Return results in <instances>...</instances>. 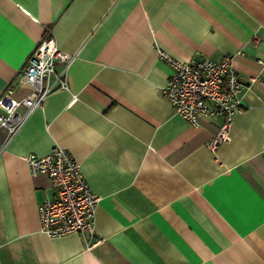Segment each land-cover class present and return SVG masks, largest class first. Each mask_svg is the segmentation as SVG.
Wrapping results in <instances>:
<instances>
[{"label":"crops","instance_id":"1","mask_svg":"<svg viewBox=\"0 0 264 264\" xmlns=\"http://www.w3.org/2000/svg\"><path fill=\"white\" fill-rule=\"evenodd\" d=\"M45 25L75 57L68 89L5 145L0 131V264H264V0H0L3 113L33 96L17 73ZM158 48L233 56L244 108L228 140L211 148L217 119L174 113ZM55 146L100 197L89 235L41 229L50 182L24 155Z\"/></svg>","mask_w":264,"mask_h":264},{"label":"built area","instance_id":"2","mask_svg":"<svg viewBox=\"0 0 264 264\" xmlns=\"http://www.w3.org/2000/svg\"><path fill=\"white\" fill-rule=\"evenodd\" d=\"M251 42L258 45L260 37L254 34ZM157 56L171 68L162 92L174 113L190 123H196L198 115L217 119L218 131L209 142L211 148L228 140L233 115L244 108L240 96L243 83L231 65L233 56L212 60L203 55L197 60H182L159 48ZM74 57L75 54L58 48L52 27L45 25L41 38L17 73L20 80L33 87V96L16 101L9 113L0 111V131L6 132L4 145L49 94L68 89L66 72ZM24 159L31 176L45 174L50 182L51 194L37 205L42 231L49 237L91 234L100 197L91 191L81 164L60 146L41 155L30 152Z\"/></svg>","mask_w":264,"mask_h":264}]
</instances>
